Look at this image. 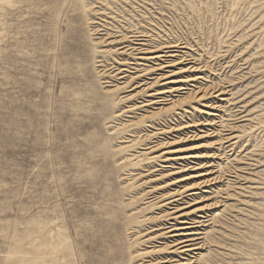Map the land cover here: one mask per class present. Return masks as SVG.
Wrapping results in <instances>:
<instances>
[{
	"label": "rangeland",
	"instance_id": "374dc122",
	"mask_svg": "<svg viewBox=\"0 0 264 264\" xmlns=\"http://www.w3.org/2000/svg\"><path fill=\"white\" fill-rule=\"evenodd\" d=\"M184 263L264 264V0H0V264Z\"/></svg>",
	"mask_w": 264,
	"mask_h": 264
},
{
	"label": "bare ground",
	"instance_id": "6f19581e",
	"mask_svg": "<svg viewBox=\"0 0 264 264\" xmlns=\"http://www.w3.org/2000/svg\"><path fill=\"white\" fill-rule=\"evenodd\" d=\"M220 94L221 93H218L217 96ZM215 180L216 179L214 177L203 179L194 184L185 186L181 192H183L185 189H186L185 191H192L196 189L199 190L201 188H206L207 186L211 185L212 182H215ZM188 206L189 205L181 209L175 208L170 213L171 215H176L174 217L175 220L179 219L180 222L178 223V227H176L175 225H172L171 227L164 229L163 234L169 235L168 238L171 239L170 246L168 247L169 249H171V252L174 251L180 254L190 255V254H194L195 252H197V250H200L199 240L201 238L199 237L200 233L197 232L196 229L199 227V223L202 221H197L196 223L190 222V219H188L189 213L186 214L183 212V210H186ZM180 212H183V213H180Z\"/></svg>",
	"mask_w": 264,
	"mask_h": 264
}]
</instances>
